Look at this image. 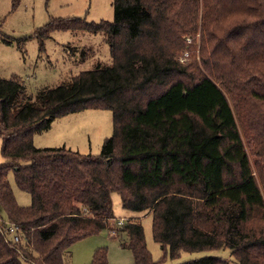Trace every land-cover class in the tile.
Returning a JSON list of instances; mask_svg holds the SVG:
<instances>
[{"label": "trees", "instance_id": "16d2710c", "mask_svg": "<svg viewBox=\"0 0 264 264\" xmlns=\"http://www.w3.org/2000/svg\"><path fill=\"white\" fill-rule=\"evenodd\" d=\"M112 5L111 21L51 18L34 34L42 51L54 31L103 33L109 64L34 96L0 78V264H66L74 243L102 231L122 238L132 264L224 249L229 258L180 264H264V0ZM196 35V60L181 64ZM89 109L112 113L99 154L33 145L53 120ZM9 172L30 205L17 204ZM113 193L151 214L160 260L136 218L116 219ZM90 264H108L105 246Z\"/></svg>", "mask_w": 264, "mask_h": 264}, {"label": "rangeland", "instance_id": "374dc122", "mask_svg": "<svg viewBox=\"0 0 264 264\" xmlns=\"http://www.w3.org/2000/svg\"><path fill=\"white\" fill-rule=\"evenodd\" d=\"M15 5V7L13 6ZM13 6V7H12ZM112 0H0V78L17 76L28 95L64 85L81 71L97 64L110 63L109 46L103 33L86 30L54 31L39 49L35 32L51 18L74 17L87 22L111 21ZM199 35L186 38L185 50L177 56L181 64L196 60ZM11 42V43H10ZM198 67L203 69L198 63ZM112 134V113L109 110H84L57 118L48 130L35 133L36 148L65 147L80 154L97 155L103 140ZM0 137V146H1ZM4 162L0 154V164ZM7 180L19 206H28L31 197L17 188L12 172ZM116 219L136 218L140 223L146 248L154 261L163 257L160 244L153 240L150 213H130L122 209L119 195H111ZM122 221V220H121ZM116 227V222L111 223ZM122 238L112 231H102L74 243L64 254L66 264H90L96 248H107L108 264H132L131 252L121 246ZM204 256L229 258V250L181 252L176 259L165 257L162 264H180Z\"/></svg>", "mask_w": 264, "mask_h": 264}, {"label": "built area", "instance_id": "2783aa9c", "mask_svg": "<svg viewBox=\"0 0 264 264\" xmlns=\"http://www.w3.org/2000/svg\"><path fill=\"white\" fill-rule=\"evenodd\" d=\"M122 223V221H118V224L120 225ZM8 227V232L11 234V236H13V240L14 241H17V236H16V231H17V228L13 225V224H8L7 225Z\"/></svg>", "mask_w": 264, "mask_h": 264}, {"label": "crops", "instance_id": "0c3cea01", "mask_svg": "<svg viewBox=\"0 0 264 264\" xmlns=\"http://www.w3.org/2000/svg\"><path fill=\"white\" fill-rule=\"evenodd\" d=\"M111 232V231H110ZM113 233V232H112Z\"/></svg>", "mask_w": 264, "mask_h": 264}]
</instances>
